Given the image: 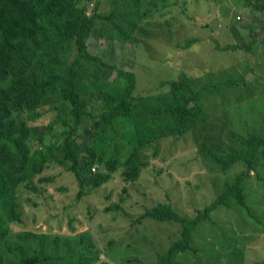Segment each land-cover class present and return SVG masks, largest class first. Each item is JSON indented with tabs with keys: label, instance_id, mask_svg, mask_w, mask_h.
Listing matches in <instances>:
<instances>
[{
	"label": "rangeland",
	"instance_id": "rangeland-1",
	"mask_svg": "<svg viewBox=\"0 0 264 264\" xmlns=\"http://www.w3.org/2000/svg\"><path fill=\"white\" fill-rule=\"evenodd\" d=\"M24 2L6 6L0 48L5 35L21 47L27 40L32 17ZM78 5L89 16L98 11L111 17L95 19L87 41L91 53L110 66L95 60L80 64L86 114L74 139L85 181L81 186L63 157L64 136L73 124L69 102L56 99L34 112L10 110L5 119L24 122L29 130L25 143L33 158L17 187L21 221L3 220L9 228L4 264L29 255L43 257L39 264H159V254L182 237V224L137 221L138 216L146 207L171 203L181 216L194 218L249 170L244 161L224 169L203 145L226 153L242 150L252 133L264 137V0H78ZM74 56V48L66 54L70 61ZM119 70L133 73L137 96L158 101L169 97L170 81L182 72L198 88L221 86L204 91L205 124L141 147L131 120L111 115L100 95L128 83ZM232 78L235 83L222 85ZM0 143L20 157L11 135L1 134ZM110 158L116 159L112 170ZM131 161L140 165L135 179L126 177ZM40 162L44 169L37 173ZM88 166L108 178L97 183ZM244 188L249 206L232 197L212 211L194 231V248L176 254L170 264H264V147Z\"/></svg>",
	"mask_w": 264,
	"mask_h": 264
},
{
	"label": "trees",
	"instance_id": "trees-1",
	"mask_svg": "<svg viewBox=\"0 0 264 264\" xmlns=\"http://www.w3.org/2000/svg\"><path fill=\"white\" fill-rule=\"evenodd\" d=\"M32 17L28 37L24 45H14L8 35L4 37L0 48V135H11L19 149L20 157L13 155V150L6 144L0 143V264H4L5 239L9 228L4 225V218L11 222H20V205L17 187L24 180L25 171L32 160L25 141L29 130L25 123H16L5 119L11 109L28 108L36 111L40 105L50 104L56 99L67 101L72 106L73 124L64 136L62 152L68 162L67 168L72 171L81 186L84 183L85 173L79 167V154L74 134L86 114V101L82 99L78 80L82 61L95 60L103 66H110L101 57L91 53L88 48V38L95 26V19L110 20V16L95 11L89 16L84 7L78 5V0H26ZM92 1V0H84ZM24 6V0H0V25L4 30L3 21L6 17L5 8L9 4ZM6 34V32H5ZM245 47H250L249 44ZM75 50L72 61L67 60L66 54ZM128 78L123 87H110L104 97L111 108V115H120L131 120L134 124L136 137L141 147H145L158 138L171 135H183L189 130L205 124L209 114L205 111L202 98L209 86L220 87L221 84L196 87L193 78L182 72L175 80L170 81L169 97L157 98L151 96H137L134 93L135 83L133 73L119 70ZM13 76L12 83L4 87L2 82ZM236 78L229 79L222 85L236 82ZM21 97L17 98V94ZM36 118L35 113L31 115ZM12 132V133H11ZM15 133L19 134L16 137ZM242 150L226 153L217 152L212 146L205 143L207 150L224 169L230 168L239 161L248 164L249 170L257 167L259 150L264 147V137L254 133L243 141ZM116 163L115 158L107 161L108 169L112 170ZM126 171L128 179H135L140 165L129 162ZM44 169L42 162L38 163L36 172ZM249 170L240 172L233 183H229L224 191L203 210L198 211L194 218L181 216L171 203H158L153 207H146L138 220L151 217L158 220H174L182 224V237L174 241L167 252L159 254V264L172 263L174 256L180 252L193 249V234L199 224L209 218L212 211L227 204L232 197H236L242 205H247L244 182ZM97 183H102L108 174L91 172ZM249 206V205H247ZM39 255L22 256L16 264H39L43 261Z\"/></svg>",
	"mask_w": 264,
	"mask_h": 264
},
{
	"label": "bare ground",
	"instance_id": "bare-ground-1",
	"mask_svg": "<svg viewBox=\"0 0 264 264\" xmlns=\"http://www.w3.org/2000/svg\"><path fill=\"white\" fill-rule=\"evenodd\" d=\"M196 15V14H195ZM197 19H198V16H197ZM201 19V18H200ZM200 53V52H199ZM198 56V55H197ZM195 57V56H194ZM198 58V57H197Z\"/></svg>",
	"mask_w": 264,
	"mask_h": 264
}]
</instances>
